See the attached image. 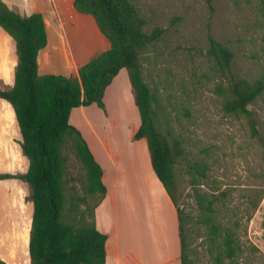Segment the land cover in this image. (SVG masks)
Returning <instances> with one entry per match:
<instances>
[{"label": "rangeland", "instance_id": "obj_1", "mask_svg": "<svg viewBox=\"0 0 264 264\" xmlns=\"http://www.w3.org/2000/svg\"><path fill=\"white\" fill-rule=\"evenodd\" d=\"M131 1L144 19V31L159 33L140 50L138 61L154 95L152 106L162 128L168 124L179 140L173 174L176 205L188 214V259L191 264H264V91L248 105L258 120V137L253 136L244 115L222 109L219 85L226 86L228 78L207 54L210 35L232 51L234 76L248 80L262 77L263 0H212L210 4L207 0ZM9 36L0 27L4 50L9 48ZM6 56L3 71L7 78L14 60ZM125 95L123 104L119 103L120 111L115 96L110 97L113 112L128 116L119 118L116 127L107 132L113 137L114 147H139L131 135L132 127L139 124V113L132 106L136 105L134 93L132 102ZM12 125L11 110L2 103L0 147H11L4 134ZM62 153L66 207L70 195L75 194L85 200L81 207L93 208L98 194L88 193L86 170L71 140L66 141ZM11 206L10 214H4L11 223V234L1 233L0 254L12 264H30L32 203L18 195L11 199ZM124 219L119 212L121 232L123 226H132ZM211 220L221 227L214 251L209 243ZM226 233L232 239L230 252ZM130 244L136 248L138 238H132ZM215 251L221 253L219 262L213 260Z\"/></svg>", "mask_w": 264, "mask_h": 264}, {"label": "trees", "instance_id": "obj_2", "mask_svg": "<svg viewBox=\"0 0 264 264\" xmlns=\"http://www.w3.org/2000/svg\"><path fill=\"white\" fill-rule=\"evenodd\" d=\"M212 0H207L210 4ZM74 8L90 14L110 48L92 57L78 69L76 76L38 73L37 54L47 38L40 13L21 15L0 0V27L15 41L18 61L14 83L0 88V98L13 107L21 132L20 146L29 160L23 174H0L3 178H19L30 186L27 199L32 202V221L28 240L30 264H104L107 235L100 232L94 221V209L106 188L101 180L102 169L95 160L80 131L69 123L73 108L95 103L104 109L103 95L118 71L125 67L139 111L140 125L133 139L145 138L152 168L176 207L181 264H191L188 251V214L177 207L173 164L179 156V140L173 137L167 124L162 128L159 114L152 106L154 95L142 76L138 61L140 50L159 35L144 31V19L131 0H74ZM264 18V0H263ZM207 54L215 60L228 78L219 85L222 109L244 115L253 136H260L255 113L248 108L264 91V75L248 80L231 71L232 51L221 41L208 36ZM165 124V123H164ZM67 140L86 170V188L90 195L98 194L93 206L81 207L85 200L64 193ZM203 206L204 201H199ZM87 207V208H86ZM209 243L216 248L221 233L219 223L209 221ZM228 251H232L231 236L225 234ZM219 262L221 253L215 251ZM0 264H7L0 259Z\"/></svg>", "mask_w": 264, "mask_h": 264}, {"label": "crops", "instance_id": "obj_3", "mask_svg": "<svg viewBox=\"0 0 264 264\" xmlns=\"http://www.w3.org/2000/svg\"><path fill=\"white\" fill-rule=\"evenodd\" d=\"M3 1L21 15H42L47 42L37 54L40 75L76 76L82 65L110 48L95 19L78 12L74 0ZM8 42L9 48L4 50L0 37V88L13 85L18 61L11 36ZM6 55L14 60L7 78L3 71ZM125 69L121 68L105 88L104 109L91 103L73 108L69 115V123L80 131L103 172L101 180L106 191L94 209V221L96 228L107 235L104 264H181L176 207L152 168L145 138L135 139L139 147H114L113 137L107 132L108 128L116 127L119 118L128 116L113 112L110 97L115 96L117 111L123 104L124 94L129 102L133 100ZM2 103L9 106L13 125L4 134V140L11 147H0V174H23L28 170L29 160L20 146L21 132L12 105L0 98V106ZM132 106L138 111L136 105ZM139 125L140 116L138 126L132 127V138ZM29 194L30 186L26 181L13 177L0 179V235L7 231L9 236L11 234V223L5 217L11 212V199L19 195L22 201L31 202L27 199ZM119 212L123 213L124 222L132 224L123 226L122 232ZM13 214L16 217V208ZM134 237L138 238V245L132 249L130 243ZM0 259L12 264L1 254Z\"/></svg>", "mask_w": 264, "mask_h": 264}]
</instances>
